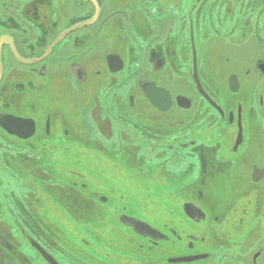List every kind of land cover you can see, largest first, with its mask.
<instances>
[{
	"label": "flooded vegetation",
	"instance_id": "af4514ba",
	"mask_svg": "<svg viewBox=\"0 0 264 264\" xmlns=\"http://www.w3.org/2000/svg\"><path fill=\"white\" fill-rule=\"evenodd\" d=\"M0 176V264H264V0H0Z\"/></svg>",
	"mask_w": 264,
	"mask_h": 264
},
{
	"label": "rangeland",
	"instance_id": "374dc122",
	"mask_svg": "<svg viewBox=\"0 0 264 264\" xmlns=\"http://www.w3.org/2000/svg\"><path fill=\"white\" fill-rule=\"evenodd\" d=\"M44 171L51 175V173L53 172V167H45L44 168ZM193 177H189V176H186L185 177V180L186 182L190 181ZM0 180L3 181L2 177L0 176ZM170 186V183L167 182V184L161 186L160 188H157L156 190L160 193L162 192H166V190L169 188ZM218 201H221L222 202V206L226 204V200H222L219 199ZM52 207L53 204L51 202H49V199L47 201V207ZM57 209V213H53L51 214V212L49 210H45L43 211V215L48 223V225L51 227V229L54 231L55 229L57 231H59V235H60V244H62V246L64 247V249H66L68 242H70L71 244H75L74 242L77 243V241L73 238V235L75 236L76 234H81L83 235V231L76 227L78 230H80V232L78 230H76L75 226L73 225V221L72 219L69 217V214L65 211V209ZM78 214H82L80 212H78ZM83 215V214H82ZM84 216V215H83ZM61 218V219H60ZM69 218V219H68ZM81 220H86L85 219V216L83 219H80L77 217L76 219V222H81L82 224L84 225H87L88 222H85V221H81ZM61 221H63L64 225L61 224ZM0 222H3V223H7V224H11L12 225V222L9 221V218L8 217H5V218H0ZM73 222V223H72ZM75 224V223H74ZM85 238V237H84Z\"/></svg>",
	"mask_w": 264,
	"mask_h": 264
}]
</instances>
